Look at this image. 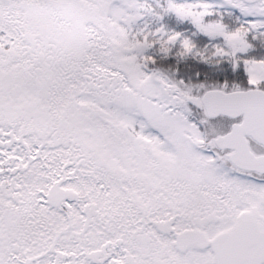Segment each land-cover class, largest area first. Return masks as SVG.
<instances>
[{
	"label": "snow or ice",
	"instance_id": "obj_1",
	"mask_svg": "<svg viewBox=\"0 0 264 264\" xmlns=\"http://www.w3.org/2000/svg\"><path fill=\"white\" fill-rule=\"evenodd\" d=\"M0 264H264V0H0Z\"/></svg>",
	"mask_w": 264,
	"mask_h": 264
}]
</instances>
